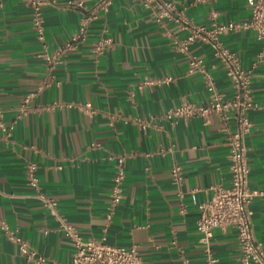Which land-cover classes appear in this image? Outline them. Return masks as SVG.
<instances>
[{
    "label": "crops",
    "instance_id": "obj_1",
    "mask_svg": "<svg viewBox=\"0 0 264 264\" xmlns=\"http://www.w3.org/2000/svg\"><path fill=\"white\" fill-rule=\"evenodd\" d=\"M55 0L43 7L44 40L33 27L24 0H0V106L14 122L10 137L0 128V219L31 244L38 262L21 253L0 225V264H70L74 246L27 184L26 163L38 165L42 190L58 200L61 212L85 239L100 238L110 201L117 154L127 156L124 192L107 240L137 245L149 264H205L207 245L197 227L198 203L212 196L211 186L231 180L228 143L215 111L189 118L168 116L184 101H209L206 76L225 97L232 80L211 46L195 40L187 51L175 40L192 28L250 18L247 0H172L171 16L157 22L139 0H112L94 19L87 37L64 48L79 29L84 11ZM82 1L91 7L99 0ZM114 38L98 54L95 42ZM250 74L258 106L249 111L246 135L249 184L264 188V42L253 29L222 36ZM202 59L190 71V56ZM47 57L54 58L49 64ZM52 74L49 85L40 88ZM167 82L142 85L146 79ZM28 112L17 107L29 96ZM229 125L235 128V120ZM163 149V151H161ZM181 166L176 182L172 168ZM195 188H200L195 190ZM181 203L186 211L181 212ZM254 231L264 246V198L253 201ZM209 248L218 264H242L233 226L214 229Z\"/></svg>",
    "mask_w": 264,
    "mask_h": 264
},
{
    "label": "built area",
    "instance_id": "obj_2",
    "mask_svg": "<svg viewBox=\"0 0 264 264\" xmlns=\"http://www.w3.org/2000/svg\"><path fill=\"white\" fill-rule=\"evenodd\" d=\"M32 8L33 27L38 38L44 40L43 7L48 2L55 0H24ZM112 0H99L91 7H87L82 1L69 0V5L84 11L80 20L78 31L64 44V48H75L83 42L88 33L91 22L98 18L102 11L107 10ZM145 6L152 8L157 22L164 24V18L171 16L174 8L172 0H139ZM250 6L251 15L243 21L220 22L216 19V13L211 14L212 23L210 26L200 25L192 28L191 33L182 40H175L177 47L187 51L189 45L195 40L209 44L214 55L221 60L226 68V73L232 80L234 93L231 97H225L216 90L215 83L210 76H206L207 88L210 91V98L206 104L196 105L184 101L168 112V116L189 118L195 115H205L209 111H215L220 116L221 126L225 132V139L228 143L231 180L228 185L218 183L211 186L212 196L198 203L199 217L197 227L201 232V241L207 245L208 256L205 264H218V258L214 256L209 248L214 229L217 227L233 226L237 230V240L240 249V261L242 264H264V246L257 239L254 231L252 208L256 197L264 198V188H252L249 184L250 165L248 162L246 135L249 133L252 121L249 118V111L258 106L250 91V74L242 64L237 52L224 44L222 36L232 31L253 29L258 39L264 42V0H247ZM114 38L110 35L101 36L94 44V51L98 54L104 52L105 48L112 45ZM55 58V57H54ZM54 58L47 57L49 64ZM190 71L201 68L202 59L196 55L190 56ZM52 74L43 80L40 88L50 84ZM171 76L162 79H146L142 85L167 82ZM29 96H26L17 107V118L24 116L29 110ZM235 120V128L229 125L230 119ZM14 122L4 120V110L0 106V128L5 136L10 137ZM163 151V149L161 150ZM114 159V174L109 192L110 201L105 213V224L100 238L85 239L80 231L68 221L61 212L58 200L45 193L40 185L38 176V165L34 161L26 163L27 184L35 190V196L41 201L49 215L53 216L59 229L68 237L74 246L73 260L70 264H149L144 260L137 245L123 246L116 245L107 240L109 226L113 220L116 208L123 198L124 180L126 175L127 156L117 154ZM172 176L176 182L181 179V166L175 165L172 168ZM200 188H195L199 190ZM181 212L186 211V205L181 203ZM0 225L7 235L14 240L23 253L29 259L38 262L45 261V258L37 256V251L31 244L9 229L7 222L0 219ZM56 264H64L56 262ZM183 264H190L188 259L183 257Z\"/></svg>",
    "mask_w": 264,
    "mask_h": 264
}]
</instances>
